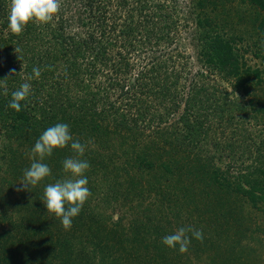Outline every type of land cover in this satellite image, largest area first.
<instances>
[{
	"label": "trees",
	"instance_id": "obj_1",
	"mask_svg": "<svg viewBox=\"0 0 264 264\" xmlns=\"http://www.w3.org/2000/svg\"><path fill=\"white\" fill-rule=\"evenodd\" d=\"M224 1L61 0L51 22H30L16 35L8 29L11 0H0V264H152V255L156 264H169L166 255L161 262L155 258L157 247L180 260L215 251L223 239L232 258L249 228L237 206L245 202L264 212V141L248 146L257 154L254 166L234 174L220 166V153L244 152L245 142L229 137L223 143L218 133L228 125L229 104L240 101L229 99L228 80L245 95L263 72L248 66L236 40L226 37L219 24L228 14ZM249 1L264 9V0ZM71 4L75 15L69 16ZM183 6L188 10L180 17ZM189 21L195 23L191 40L180 33ZM259 27L264 35V23ZM187 39L196 49L197 70L180 45ZM34 67L41 75L27 81L31 93L17 112L8 107L12 93ZM57 123H67L73 140L87 145L82 159L90 163L85 176L93 185L69 230L47 214L41 199L46 185L64 178L70 144L45 159L49 177L31 191L20 184L35 142ZM142 173H158L162 185L152 193L153 182L142 180ZM168 185L176 189L165 190ZM155 193L161 213L142 209L144 195ZM198 196L219 208L214 220L207 208L204 216L197 212ZM110 197L109 206L131 200L127 225L107 223L94 206ZM181 200L194 207L192 228L203 233L202 242L191 238L184 253L161 242L188 226L167 221L181 212Z\"/></svg>",
	"mask_w": 264,
	"mask_h": 264
},
{
	"label": "rangeland",
	"instance_id": "obj_2",
	"mask_svg": "<svg viewBox=\"0 0 264 264\" xmlns=\"http://www.w3.org/2000/svg\"><path fill=\"white\" fill-rule=\"evenodd\" d=\"M68 1L72 3L71 0ZM224 6L226 13L228 14L227 17L220 19L221 22L219 24L223 25V29L226 32V37H228L229 41L232 39L236 40L234 43L236 52L240 54L241 58L248 66L253 69H260L263 72L261 74L262 81L260 83H256V79H254L252 85L250 86L249 93L245 95L242 92L235 90L228 80L229 99H236L240 101L237 104H233L232 107H230L229 104L228 109L232 108V110L227 112L228 121L226 122H228V125L225 122V129H220L218 134H220L222 139L221 141L223 143L227 142V138L229 137L230 139L238 138L240 141L245 142L246 148L244 152H231L230 156L228 155V148H226V150L221 151L220 153L223 163L219 164L220 166L224 164L222 167H225V170L227 166H230L231 172L235 174L240 168H252L254 166L257 154L255 153L254 148L251 150V147H248L249 144L256 143L262 145L261 141H264V111H260L261 107L264 106V35H262L259 31L260 23H264V9H261L259 6L251 3L249 0H225ZM74 8L75 7L72 6V4L69 5V16H71V14L75 15ZM220 8H222V6ZM187 10L188 9L183 6V12L185 13H179L178 15L180 17L185 16ZM184 21L185 20L180 19V25L184 24ZM194 24V21H189L188 28L185 30L184 28L180 29V33L183 35V38H189L191 40V27L194 26ZM189 39L184 41L181 40L180 45L181 48L186 45V52L183 53L186 55L188 53L190 55L194 69L197 70L200 64L197 63L196 55H194L196 54V49L189 47ZM176 44H179V42L177 41ZM77 92L79 93V91ZM112 98V100L116 99L114 95ZM241 107H243L244 110ZM151 131L152 129L146 130V132ZM2 146V138L0 137V152ZM226 155L228 156L226 157ZM87 171L85 172V175L87 174ZM141 176L142 180L153 182L148 188L152 193L154 192V186H156L158 183L162 185V178H159L158 173H153V175L142 173ZM135 179H140L139 174L135 175ZM87 180V187L89 190L93 189V185H90L91 182H89L88 178ZM168 189L176 188L168 185L165 190ZM185 195H187L186 192ZM156 198V193L150 197H146L144 195V206H142V209L151 210L152 213H161L160 200H157ZM110 199L111 197L104 201L102 199L101 202H96L94 206L103 211L102 216L107 220V223L108 221L109 223H113L115 221L123 220V223L127 225L131 217L129 213L131 200L129 199V202H125L124 200L119 203H113L111 206H109V204H111ZM199 200L200 198L198 196V202L196 203L198 207L196 209L197 212L199 214L202 213L204 216L205 210L207 208L209 211L206 213V216H211V218L214 220L216 211L218 212L219 208L214 207L212 210L211 207H208V205L203 204V201ZM219 202L220 201H218V203ZM186 204L187 201H179L178 206L179 208L181 206V212L175 213V217L171 216L170 218H167V221L172 222V225L175 228H178L179 225H188L192 227V223L194 224L193 221L197 219L194 215L196 214V210L193 209V214H191V210H189V208L192 206L189 207L186 206ZM237 208L239 209L238 213L236 212V214L243 216L245 219V225L249 228L245 237L242 238L241 243L237 246L235 253L230 255L232 257L230 260L228 259V239H223L221 242H217L219 243V247L216 248L215 251L209 252V250H204L205 253L197 257H195L197 254L190 253L191 255L185 259L183 254L180 260L177 259V255L175 257L174 253L168 252L167 248L157 247V251L153 253L155 258L161 262L160 257L166 255L165 260L168 259L167 261L169 264H210L207 261V257L211 255L212 257L210 256V259L214 260V262L211 264H264V212L257 210L258 208H254L251 206V204L245 202L239 204ZM173 212L178 211L174 209ZM160 215H166L167 217L169 212L157 214L158 217ZM231 240L232 239H230V243L233 245L234 240ZM242 247L244 250H242ZM1 255L2 254L0 253V256ZM152 256L150 257L152 259V264H156ZM180 256L181 253L179 254V257Z\"/></svg>",
	"mask_w": 264,
	"mask_h": 264
},
{
	"label": "clouds",
	"instance_id": "obj_3",
	"mask_svg": "<svg viewBox=\"0 0 264 264\" xmlns=\"http://www.w3.org/2000/svg\"><path fill=\"white\" fill-rule=\"evenodd\" d=\"M61 8V0H11L8 13V29L11 33L19 35L30 22L47 24L58 14ZM33 74L27 77L26 82L12 93L8 107L19 112L21 102L25 101L31 93L32 85L27 81L38 79L42 69L34 67ZM14 74V70H13ZM71 147L73 155L62 161L64 178L46 185L41 202L45 205L48 215H55L60 219L65 230L72 226V220L76 217L84 203L91 195L87 187L88 180L85 172L90 168V163L82 159L87 145L79 140H73L67 123H57L45 130L35 142L30 152L32 163L24 169L23 180L20 183L25 190L36 187L41 181L51 175L50 167L44 162L56 149ZM191 233V236L189 235ZM191 238L202 242L201 230L191 226L180 227L174 233L165 235L162 244L168 248L178 247L179 252L188 250Z\"/></svg>",
	"mask_w": 264,
	"mask_h": 264
}]
</instances>
